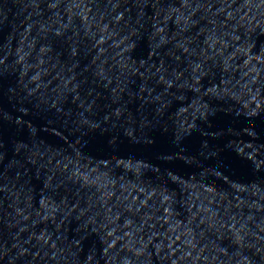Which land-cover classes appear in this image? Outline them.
Segmentation results:
<instances>
[{
    "label": "water",
    "instance_id": "95a60500",
    "mask_svg": "<svg viewBox=\"0 0 264 264\" xmlns=\"http://www.w3.org/2000/svg\"><path fill=\"white\" fill-rule=\"evenodd\" d=\"M0 264H264V0H0Z\"/></svg>",
    "mask_w": 264,
    "mask_h": 264
}]
</instances>
